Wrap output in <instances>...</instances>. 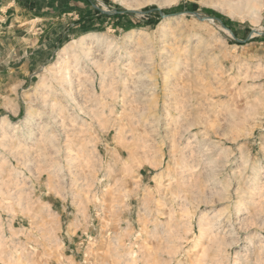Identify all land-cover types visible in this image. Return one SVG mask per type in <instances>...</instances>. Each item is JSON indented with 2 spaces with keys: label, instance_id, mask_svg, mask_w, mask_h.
<instances>
[{
  "label": "rangeland",
  "instance_id": "374dc122",
  "mask_svg": "<svg viewBox=\"0 0 264 264\" xmlns=\"http://www.w3.org/2000/svg\"><path fill=\"white\" fill-rule=\"evenodd\" d=\"M237 3L0 0V54L46 47L0 115V264H264V5Z\"/></svg>",
  "mask_w": 264,
  "mask_h": 264
},
{
  "label": "crops",
  "instance_id": "0c3cea01",
  "mask_svg": "<svg viewBox=\"0 0 264 264\" xmlns=\"http://www.w3.org/2000/svg\"><path fill=\"white\" fill-rule=\"evenodd\" d=\"M12 4L11 1L8 8L13 6ZM18 9L19 7L15 4V10L18 11ZM9 15H13V13H9ZM18 17L20 23L16 25L17 27L25 26L32 21L40 23L47 19L46 17ZM30 41L33 40L26 39L19 43L17 48L12 47L8 42L7 46L2 49L3 54H0V115L3 117H10V115H15L21 111L19 99L15 96L16 90L19 91L20 88L29 83L31 68L46 59L44 56H39V54H44L46 49V47H42V44H37L39 39L32 44ZM35 44H37L36 47L31 49V46Z\"/></svg>",
  "mask_w": 264,
  "mask_h": 264
},
{
  "label": "bare ground",
  "instance_id": "6f19581e",
  "mask_svg": "<svg viewBox=\"0 0 264 264\" xmlns=\"http://www.w3.org/2000/svg\"><path fill=\"white\" fill-rule=\"evenodd\" d=\"M264 5V3H263V0H238V3H237V6H231L232 7V10H227L230 14H232V15H235V10H237V9H248L251 13L252 12H254V13H260L261 14V7ZM204 17V19L206 18L207 20H213L212 18H208V17H205V16H203ZM202 18V17H201ZM223 29H226L227 31H229L227 28H225V27H223ZM72 44H74V43H78L77 42V40L75 39L74 41H72L71 42ZM80 44V43H79ZM76 46H77V44H75ZM68 46H69V44H67V48H65L66 50H68L69 48H70V46H69V48H68ZM75 46H73L72 48H74ZM88 48V47H87ZM73 50V49H72ZM73 52V51H72ZM77 54V53H76ZM80 57H79V59H84V60H87L86 61V65H89L90 66V64H91V66L92 65H97L99 68L98 69H101L102 67H101V64H99V60L98 59H96L95 57H90L91 56V50H90V47H89V49H85L83 52H81V55H79ZM68 57V56H67ZM75 57H76V55H75ZM78 58V57H77ZM76 59V58H75ZM76 60H78V59H76ZM78 65V64H77ZM74 67V66H73ZM101 67V68H100ZM78 68H81V66H78ZM65 69V68H64ZM72 69V68H71ZM92 69V68H91ZM62 70H63V68H62ZM66 70V69H65ZM101 70H103V69H101ZM91 71H93V70H91ZM90 71V72H91ZM75 72V71H74ZM100 72V71H99ZM164 72V71H163ZM80 73V72H79ZM95 73V72H94ZM101 73V72H100ZM121 73H123V72H121ZM77 74V73H76ZM103 75V74H102ZM119 76H121V75H119ZM123 77V79H125V77H124V75H122ZM71 77V75L67 72V71H65V73L60 77V81H62L64 84L65 83H67L68 81H69V79H71L70 78ZM91 77V76H90ZM127 78V77H126ZM79 79V78H78ZM113 79V78H112ZM122 79V80H123ZM93 80L94 79H92V82H93ZM115 82V81H114ZM111 84V83H110ZM110 84H109V86H110ZM71 85V84H70ZM64 86V85H63ZM62 86V87H63ZM101 86H104V85H101ZM111 86H112V84H111ZM67 87V86H66ZM68 88V87H67ZM67 88H65V86H64V91H66V89ZM93 88H94V86H93ZM102 89V88H101ZM104 90H106V89H104ZM110 90V89H109ZM80 91V90H79ZM108 91V90H107ZM67 92V91H66ZM69 93V92H68ZM109 93V92H108ZM112 93V92H111ZM115 93V92H114ZM63 95V94H62ZM67 95V94H66ZM65 96V95H64ZM118 97V96H117ZM73 99V98H72ZM74 103V102H73ZM52 104H54V103H52ZM54 106V105H53ZM54 110V109H53ZM61 115V114H60ZM7 119V118H6ZM8 120V119H7ZM0 124L2 125V128H7V129H9V128H16V127H18V123H13V122H7L6 120H2L1 122H0ZM42 134V133H41ZM128 151V150H127ZM130 153V152H129ZM110 259H112V258H110ZM115 259H116V257L114 256V258L112 259V261L114 260L115 261ZM116 261H117V259H116ZM113 264H116L115 262H112ZM103 264H105V263H103ZM110 264V263H109Z\"/></svg>",
  "mask_w": 264,
  "mask_h": 264
},
{
  "label": "trees",
  "instance_id": "16d2710c",
  "mask_svg": "<svg viewBox=\"0 0 264 264\" xmlns=\"http://www.w3.org/2000/svg\"><path fill=\"white\" fill-rule=\"evenodd\" d=\"M178 7H179V6L174 7V8H172V9H170V10H165V12H172V11H174V10H178ZM149 10L158 13L159 16H160V12H161V11H160L156 6H151V7L149 8ZM207 12H210V14H213L214 16H219L218 14H216V13H214V12H212V11H209V10H208ZM98 13H100V14H104V13L101 12L100 9H98ZM127 14H131V12H129V11H124V13L121 14V12H120V10H119L118 12L114 13L112 16H113V17H117V16H118V17H122V16L127 15ZM105 15H106V14H105ZM155 22H156V21H155ZM132 26H133V25H129V27H128L127 29L132 28Z\"/></svg>",
  "mask_w": 264,
  "mask_h": 264
},
{
  "label": "water",
  "instance_id": "95a60500",
  "mask_svg": "<svg viewBox=\"0 0 264 264\" xmlns=\"http://www.w3.org/2000/svg\"><path fill=\"white\" fill-rule=\"evenodd\" d=\"M129 10H133V9H129ZM208 18H211V17H208Z\"/></svg>",
  "mask_w": 264,
  "mask_h": 264
}]
</instances>
